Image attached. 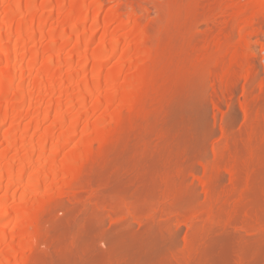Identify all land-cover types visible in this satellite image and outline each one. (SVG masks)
Segmentation results:
<instances>
[{
    "label": "bare ground",
    "instance_id": "bare-ground-1",
    "mask_svg": "<svg viewBox=\"0 0 264 264\" xmlns=\"http://www.w3.org/2000/svg\"><path fill=\"white\" fill-rule=\"evenodd\" d=\"M122 1L131 4V10L136 9L134 3L145 9L140 18L153 8L157 12L152 25L153 37L147 34L120 51L126 55L132 48L145 47L150 55L153 53V60L149 59L151 69L140 81V92L146 100L141 101L138 110L130 111L122 132L118 133L121 134L111 137L105 153L102 147L98 157L93 149L87 151V163L66 185L70 189L80 184V191H72L70 195L71 190L67 189L66 195L61 193L49 200L47 220L41 230L46 235L42 241L44 246L34 253L39 251L33 264H264V163L261 164L264 160L261 163L252 160L248 152L254 144L250 143L256 128L252 114L257 110L258 101L241 102L239 97L237 106H233L239 87L248 93L261 79L264 56L256 59L258 62L252 61L251 57L255 56L249 55L252 44L245 39V53L241 58L226 62L218 56L206 57V49L214 46L221 29L215 25L214 15L223 9L226 0H149L152 9L144 5L148 0H121L120 3ZM84 2L79 0L75 6H69L63 11L64 15L68 17L82 8ZM97 2L100 5L102 0ZM132 12L128 14L127 23L134 16ZM83 17L87 18L88 14L84 13ZM2 22L0 20V34L3 41L8 40L0 43V47L3 44L4 48H10L14 63L8 69L13 72L20 68L17 62L23 58L21 43L9 40L13 31L4 29ZM203 23L214 26L203 32L196 31ZM247 26L253 29L249 36L264 34V13H253ZM227 30L224 44L230 47L233 31ZM105 45L98 46L100 53L106 50ZM113 48L110 54L95 58L91 68L85 63L84 67L82 65L85 72L89 69L98 72L83 78L84 92L80 91L87 94L85 97H92L93 87L101 81L112 84L118 80L127 66L131 71L128 87L138 80L134 71L139 66L131 64L138 57L119 60L108 73L101 72L117 53L118 48ZM216 66L221 67L220 72L213 71ZM230 68L243 79L240 86L238 83L232 87L226 85V70ZM77 73L71 72L69 78ZM52 77V73L48 75L49 79ZM11 88L9 85L3 91ZM28 90L24 83L17 90L14 112H18L20 102L27 99ZM114 94L115 89H110L106 94L98 93L97 97L103 99ZM78 99L84 103L83 98L78 96ZM223 105L229 109L224 111ZM240 113L247 117L243 126L238 122ZM71 123L75 127L78 121ZM112 129L109 127L103 132L112 133ZM47 135L49 138L50 134ZM217 136L221 141H215ZM47 138H42L39 150L37 147V163L42 161V151L49 145ZM29 149L26 147L25 154L16 156L1 168L0 178L7 173L11 176L19 160L30 161L36 150ZM74 155H65L71 158L60 163L67 165L76 160L78 154ZM58 156L54 152L45 164L53 168ZM243 157H250L251 161L245 162ZM32 160L30 169L28 164V169L21 168L13 174V186L27 178L28 189L25 186L24 194L28 191L38 194L48 187L47 180L32 181L36 163ZM48 166L41 169L45 172L51 168ZM7 191V198L16 197L15 191ZM257 192L261 195L257 196ZM23 210L22 206L20 212ZM17 223L20 224L21 219ZM3 239L0 234V240ZM1 255L0 264H10Z\"/></svg>",
    "mask_w": 264,
    "mask_h": 264
},
{
    "label": "rangeland",
    "instance_id": "rangeland-1",
    "mask_svg": "<svg viewBox=\"0 0 264 264\" xmlns=\"http://www.w3.org/2000/svg\"><path fill=\"white\" fill-rule=\"evenodd\" d=\"M78 1H0V20L1 22L3 21L1 24L5 23L3 28H6L7 31L12 29L13 33H11V39L9 40L13 43L14 41L18 43L20 40L21 47L19 44V48H22L20 51L23 53V58L19 60L21 62H17L20 64L16 63L20 65V68L15 69L13 72L10 71L8 68L12 67L14 63L11 60V50L9 51L10 48H4L6 45L2 46L7 42L8 36L3 41L2 38L4 39V37L0 34V43L4 42L0 47V169L9 164L16 156L25 154L24 150L26 147L30 148L29 150L34 149L33 152L36 150L35 156L32 155L34 160L31 158L33 162H36L39 159L37 147L39 150L40 146L38 145L42 143L40 142L42 138H47V134L54 138V140L50 137L47 138L49 139V145L45 146V150L43 149L42 161L34 164L33 170L35 171L31 175V178L33 177L32 181L35 179L38 181L47 180L48 187L44 188L45 190L40 191L38 194H32L31 191L24 194L27 188L26 177L21 184L11 185L14 175L18 173L16 171H20L21 168L28 169V164L31 162L29 159L28 161L27 159L25 161L19 160L21 163L17 161L18 163H16V166L14 165L12 172H10L12 177L7 173L8 175L5 174L6 176L4 175L3 179L0 178V202L2 201L0 203V234L4 237L3 240H0V255L2 254L3 258H7L6 260L10 264H33L35 262L34 259L39 251L36 254L34 253L38 248L44 246L42 241H44L46 235L41 230L47 220L46 211L49 200L53 196L61 195V193L66 195L64 192L69 189L66 185L72 180L79 168L81 166L84 167L87 163L85 158L87 151L93 149L96 152L95 157L101 155V149H104L103 153H105L106 147H109L111 142V137L117 138L121 134L118 133L119 131L122 132V125L128 121L130 111L138 110L141 101L146 98L145 96L143 98L140 92V81L151 69L153 53L151 57L149 50L145 47L140 49L132 48L126 55H122L120 51L128 43H137L143 36L148 34L149 37L151 34V37L152 33L155 32L152 25L154 24L153 21L157 19V12L154 11V8L152 9V1L144 2V5L152 9L144 18L140 17L145 12H143L145 9L142 10L134 3L136 9L133 10L137 13H133V10L130 9L131 4L127 5L126 1L125 3L124 1L120 3L121 0H102L100 5L97 0H84L82 8L75 10L66 17L63 11L71 5L75 6ZM261 1L263 2L264 0ZM261 1L258 0L257 3L256 0H226L223 9L218 10L214 15V23L221 29L219 31L220 34L217 36V42L210 47L212 50L206 49V57L208 55L209 57L218 56V58H222L226 62L229 59L241 58L245 53V39L250 40L252 44L249 53V55H255L251 57L252 61L255 60L256 62L264 56V34L249 36L253 29L247 26V22L253 13H264V3ZM130 12L135 17L131 16V20L127 23ZM84 13L88 14L87 18L83 17ZM43 23L45 24L42 25ZM211 26L214 25L212 23L209 25L203 23L198 26L196 31L203 32ZM227 29H232L233 31V35L229 39L230 47H227L228 44H224L226 41L225 34L228 32ZM100 44H106V50L102 53L98 50ZM113 47L118 48L119 51L117 50V53L105 63L101 72L103 74L108 73L119 60L121 62V60L126 61L128 57H138L131 61V64L136 65L135 67L139 66L134 71V74H138V80L128 87V75L131 74V71L128 70L127 66L118 80L112 84L101 81L93 87V90H95L92 92L93 96L88 95L89 97H85L84 95L87 94H82L80 91L84 89L83 78L86 74L87 76H93L98 72L90 69L85 72L82 69V65L85 63L91 68L95 58L110 54L114 49ZM220 69L221 67L216 66L213 71L220 72ZM260 69L263 71L262 68ZM234 70L233 68L226 70V78L228 77L226 85L229 87L234 86L236 83L240 86L243 80L242 78L239 79ZM74 71L78 72L76 76L69 78V74ZM51 73L53 77L49 79L48 75H51ZM258 81L248 93L242 92L239 87L233 99V106H237L238 101L241 99V102L247 99L258 101L257 110H254L255 113L253 112L255 116L252 114V119L255 118V120L253 119L255 123H253L256 128L252 136L253 142L251 140L250 143L254 144H251L253 147L248 152L252 155V160L254 158L261 163L264 160V74L261 75V79ZM23 83L29 88L28 96L26 100L20 102L21 105L18 104L20 110L14 112L13 107L16 103L17 90ZM9 85L12 86L11 90L4 92L3 90H6ZM110 89H115L116 94L114 96L107 97L105 95L106 97H102L103 99L97 97L98 93L103 95ZM243 93L244 95H242ZM78 96L83 98L82 101L84 103L79 101ZM239 97L240 100L238 99ZM57 105L60 107L58 108ZM224 106V111H227L229 108L226 110L227 106L225 108ZM245 118L247 119L246 116L240 113L238 120L240 126L244 125ZM211 120L212 122L214 121L213 119ZM75 121H78L75 127L72 126L73 123L70 125V122L75 123ZM69 126L72 127L69 129ZM109 127H113L112 133L103 132ZM67 130H71L70 133ZM65 135L68 139H63L64 141L62 142V138L63 136L65 138ZM218 136L215 140L217 142L221 139ZM56 138L61 140L58 139V142H55ZM252 149H254L253 154L250 152ZM52 152H57L59 155L58 160L56 159L58 162L52 164V166L54 165L53 168L45 164L47 163V157L53 154ZM248 152H246V155H248ZM73 153L78 154L76 160L71 161L67 165L61 164L62 160H65L64 162L68 161L71 158L69 156L74 157ZM250 157H243V161H251L249 160ZM238 162H242V156L241 158L239 157ZM259 163L257 164L259 165ZM263 163L262 161L261 164ZM47 166L51 168L45 169L46 171L44 172L41 168H47ZM9 179H11V183ZM36 180L34 182H38ZM262 187V190H264V185ZM7 188H9L8 191H15V198H7ZM80 189V184L75 188L71 187L69 194L72 195V191L76 192L80 191ZM258 191L261 193V189H258ZM260 195L258 194L257 196ZM5 198L7 200L4 202ZM22 206L24 207L23 213L20 212ZM17 218L19 219L17 220ZM20 219L21 223L18 224L17 221L19 222Z\"/></svg>",
    "mask_w": 264,
    "mask_h": 264
}]
</instances>
